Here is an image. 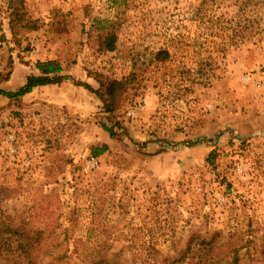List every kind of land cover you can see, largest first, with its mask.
<instances>
[{
    "label": "rangeland",
    "instance_id": "1",
    "mask_svg": "<svg viewBox=\"0 0 264 264\" xmlns=\"http://www.w3.org/2000/svg\"><path fill=\"white\" fill-rule=\"evenodd\" d=\"M5 35L77 87L129 81L111 111L0 104V264H264V0H0Z\"/></svg>",
    "mask_w": 264,
    "mask_h": 264
},
{
    "label": "crops",
    "instance_id": "2",
    "mask_svg": "<svg viewBox=\"0 0 264 264\" xmlns=\"http://www.w3.org/2000/svg\"><path fill=\"white\" fill-rule=\"evenodd\" d=\"M8 38L7 35L0 38V90L15 92L25 84L28 76L42 75L36 67L37 62H46L52 58L46 57V54L39 49L22 53L24 62H20L16 56L9 58V55H13V53L8 50L11 46ZM8 66L9 68H7ZM81 93L86 94L84 88L77 87L72 81L65 80L57 84L35 87L31 92L19 98H6L0 95V104H5L8 109L37 110L44 102H52V107H54V103H71L75 100L76 94ZM158 149V146L150 143L146 144L144 148L148 153L161 155L162 153L158 152Z\"/></svg>",
    "mask_w": 264,
    "mask_h": 264
},
{
    "label": "trees",
    "instance_id": "3",
    "mask_svg": "<svg viewBox=\"0 0 264 264\" xmlns=\"http://www.w3.org/2000/svg\"><path fill=\"white\" fill-rule=\"evenodd\" d=\"M116 40L117 37L115 34L110 32L106 33L103 41L101 42L102 48L109 52L113 51L115 49ZM168 56H169L168 51L164 49L158 50L155 54L156 60L161 62L166 61L168 59ZM36 67L41 72L42 75L28 76L25 84L22 87H20L17 91L5 92L3 90H0V95L6 98H19L31 92L32 89L35 87L49 85V84H57L62 81L65 80L67 81L70 79L68 75L62 74L63 69L56 61L49 60L46 62H37ZM128 81H129L128 79L125 80L106 79L104 80V82H100V87L101 89L104 90L103 93H101L100 90L93 91L91 86L88 85L87 83L77 82L76 84L79 86H83L92 93L96 94L99 97V99L104 103L105 109L111 111L112 109H116L119 106L120 97L124 92ZM105 130L109 132L110 136H112L113 134L112 132L108 131L107 129ZM105 151H106V147L98 148V149L96 148L92 150V154L93 156L97 157L102 155ZM14 232H15L14 234L19 235L21 239L27 238L25 232L21 233L18 232L17 230H14ZM19 248L22 252L26 249L25 245L22 244L19 245ZM98 264H118V263H112L109 260H102ZM233 264H235V262Z\"/></svg>",
    "mask_w": 264,
    "mask_h": 264
},
{
    "label": "built area",
    "instance_id": "4",
    "mask_svg": "<svg viewBox=\"0 0 264 264\" xmlns=\"http://www.w3.org/2000/svg\"><path fill=\"white\" fill-rule=\"evenodd\" d=\"M256 77L257 76H255V75L248 74V75L242 77V81L245 83L253 82L255 85H260L261 79L256 78ZM140 109H142V107ZM134 114H135V111H133V110H130L128 112L129 116H133ZM5 143H6V148H7L8 153L15 154L19 151L20 145H19L17 139L15 138V136L13 134H9L7 136ZM97 161L98 160L95 157L90 158V160L87 163L88 168L95 167L97 165Z\"/></svg>",
    "mask_w": 264,
    "mask_h": 264
}]
</instances>
